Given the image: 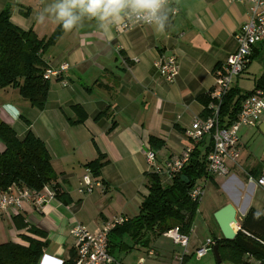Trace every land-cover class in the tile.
<instances>
[{
  "label": "crops",
  "instance_id": "1",
  "mask_svg": "<svg viewBox=\"0 0 264 264\" xmlns=\"http://www.w3.org/2000/svg\"><path fill=\"white\" fill-rule=\"evenodd\" d=\"M54 2L0 0V12L11 6L10 21L14 26L33 31L40 39L58 33L42 55L47 68L68 65L60 77L49 81L47 101L41 111L23 101L18 90L0 89V123L12 127L20 140L32 132L43 142L57 175L56 185L69 199L65 204L54 198L41 213L25 202L20 217L0 216V244L28 246L25 237L47 243L39 264L70 260L74 244L69 231L77 225L93 232L116 220L132 221L139 215L148 196L145 174L150 169L144 150L150 148V137L163 141L160 149L150 148L160 167L193 147L187 131L195 119L203 118L208 106L198 98L210 95L215 71L236 50L235 36L247 22L251 7L248 0H172L166 6L168 20L163 31L153 24L126 31L119 28L120 24H113L105 30L97 18L86 15L71 30H65L45 11ZM41 14L42 22L38 19ZM262 48L264 45L256 46L251 56H258ZM165 55L177 58L178 74L171 83L159 75L156 67L158 59ZM252 59L244 73L235 78L231 90L244 91L240 82ZM81 115L85 116L83 122L74 124ZM249 129L252 128L239 130V151ZM209 147L205 138L200 150L204 153ZM3 150L0 141V153ZM99 156L104 164L99 176L94 177L85 165ZM262 165L241 159L240 153L236 164H227V176H209L195 183L214 189L217 201L210 209L204 208L209 214L200 210L202 200L198 204L185 257L169 238L144 229L137 238L121 229L114 231L109 237L111 255L118 264H138L139 260L143 264H190L192 260L210 264L208 252L201 258L195 252L205 240L222 237L213 218L215 212L232 204L239 226L251 208L264 215V199L257 196V187L245 186L234 176V172L241 173L247 184V177H258ZM87 173L93 183L99 184L89 194L82 185ZM257 189L264 196V191ZM254 195L251 202L249 196ZM199 212L204 214V225L216 229L215 234L200 233V227H196ZM130 227L133 232L134 226ZM29 228L46 238L32 234Z\"/></svg>",
  "mask_w": 264,
  "mask_h": 264
},
{
  "label": "trees",
  "instance_id": "2",
  "mask_svg": "<svg viewBox=\"0 0 264 264\" xmlns=\"http://www.w3.org/2000/svg\"><path fill=\"white\" fill-rule=\"evenodd\" d=\"M11 14V6H6L0 12V89L18 90L23 101L31 108L41 111L45 107L49 92V81L43 78L47 65L42 55L53 45L58 33L48 39H40L33 31L14 26L10 21ZM255 90L264 91V72L255 81L252 91L241 92L234 88L225 96L219 111L221 127H229L235 122L242 102ZM198 100L205 106L210 102L209 96H200ZM207 115L208 112H205L203 118ZM84 119L85 116L81 115L74 124L82 123ZM0 141L4 145V150L0 153V194L7 193L12 187L36 191L49 187L55 198L65 204L69 203L67 195L61 193L56 185L57 175L51 166L48 150L32 132H28L20 140L12 127L0 123ZM202 142L193 145L188 164L166 183L163 177L154 172L145 174L148 196L140 206L139 215L132 221H124L115 226L109 237L118 229L122 233L129 232L133 238H137L143 229L161 235L178 226L181 233L189 232L198 209V202L191 200L189 192L198 180L206 177L208 179L206 157L211 150V144L202 153ZM149 144L151 149L158 150L163 146V141L150 137ZM102 159L99 156L85 165L94 177L99 176L104 164ZM181 176H185L189 184L183 183ZM13 217H20V213ZM130 226H134L133 232L129 231ZM29 231L42 239L46 238L42 232L32 228ZM24 239L28 246L11 242L0 244V264H39L47 243L28 237ZM212 240L218 248L222 262L264 264V215L251 208L242 217L240 230L233 240L228 241L222 237ZM74 259L75 253L72 251L70 260L63 264H72Z\"/></svg>",
  "mask_w": 264,
  "mask_h": 264
},
{
  "label": "built area",
  "instance_id": "3",
  "mask_svg": "<svg viewBox=\"0 0 264 264\" xmlns=\"http://www.w3.org/2000/svg\"><path fill=\"white\" fill-rule=\"evenodd\" d=\"M172 0H168L170 4ZM230 2H243L245 0H229ZM251 4L250 15L247 22L236 34L237 48L229 55L223 67L215 71V85L209 95L210 102L207 106L209 114L205 118H197L187 131V137L193 145L199 144L208 138L211 150L206 157L207 176H227V164H236L240 158L239 151V130L243 127L257 128L264 119V91L255 90L241 104V109L229 127H221L219 123L220 106L225 96L231 90L235 78L244 73L253 49L258 45H264V0H248ZM176 11H173V14ZM144 22H133L126 17L120 24L121 30H129L140 26H150ZM159 75L171 83L178 74L177 58L173 55L161 56L156 64ZM68 65L63 64L58 69L47 68L43 78L50 81L60 77L61 73L67 71ZM147 165L151 172L164 178L166 183L172 176L179 174L188 164L192 147L186 148L180 157L166 161L162 167L156 164L154 152L147 146L144 150ZM205 179V178H204ZM203 179V180H204ZM207 179V177H206ZM82 185L86 193H92L94 186L90 174L82 178ZM247 185L260 188L264 191V165L261 166L258 177H247ZM204 196V187L194 185L189 192L192 201L201 202ZM55 198L54 192L49 187L40 191L27 188L12 187L7 193L0 194V216H15L20 213L25 202L30 203L36 212L41 213L46 204ZM124 219L116 220L91 232L81 225L70 229L69 235L73 240L75 259L72 264H118L110 254L109 233L117 225L124 222ZM178 226L163 233L175 245L182 249V254H188L190 235L193 226L187 234L180 232ZM214 241L205 240L204 244L195 252L197 258L203 257L209 250H212ZM138 264H143L139 260ZM259 264V263H257Z\"/></svg>",
  "mask_w": 264,
  "mask_h": 264
},
{
  "label": "clouds",
  "instance_id": "4",
  "mask_svg": "<svg viewBox=\"0 0 264 264\" xmlns=\"http://www.w3.org/2000/svg\"><path fill=\"white\" fill-rule=\"evenodd\" d=\"M167 3L168 0H55L45 11L61 22L65 30H71L86 15L97 18L105 30L121 24L126 17L133 22L153 24L163 31L168 20ZM38 19L42 22L44 15Z\"/></svg>",
  "mask_w": 264,
  "mask_h": 264
},
{
  "label": "rangeland",
  "instance_id": "5",
  "mask_svg": "<svg viewBox=\"0 0 264 264\" xmlns=\"http://www.w3.org/2000/svg\"><path fill=\"white\" fill-rule=\"evenodd\" d=\"M262 69H264V48H262L260 50V53L258 54V56H256L255 58L252 59L247 74L244 75V78L240 82V88L242 90H244L243 92L250 91L254 87V81H255V79H257L261 75ZM246 133H247V135H246L245 139L242 140V145H241V151H240L241 159H247V160L249 159V161L253 165H260V164L264 163V134L259 132L258 129H249L245 132V134ZM247 156H248V158H246ZM234 176L242 184H244L245 186L247 185L246 180L242 176L241 173L234 172ZM208 186L209 185H207L206 188H204V196L201 199L202 202L199 204L200 210H201V208H202V210L204 208L210 209V207H212V205L215 204L217 201V196L212 191L214 189H211V187L208 188ZM224 191H225V193L230 194L228 192V190L224 189ZM231 192L235 193L233 188H231ZM256 194L260 199H264V196L260 195V192L258 191L257 188H256ZM249 197H250V201L252 202L254 200L255 195L252 197L251 196H249ZM205 209H204L203 213L208 212V214H209L210 212L205 210ZM203 215H201L200 212L198 213L196 227L197 228H198V226L200 227L198 230L200 231L201 234H206L207 236H211V234H215L216 229L213 227L208 228L207 226L204 225L205 220H204ZM237 218H238V220H240L239 217H237ZM173 247L176 249L177 248L179 249V247H177V246L176 247L173 246ZM206 256H208V259L210 260V264H217L212 250H209ZM190 264H197V263H195V261L192 260ZM221 264H224V262ZM225 264H227V263H225Z\"/></svg>",
  "mask_w": 264,
  "mask_h": 264
},
{
  "label": "water",
  "instance_id": "6",
  "mask_svg": "<svg viewBox=\"0 0 264 264\" xmlns=\"http://www.w3.org/2000/svg\"><path fill=\"white\" fill-rule=\"evenodd\" d=\"M259 131L264 134V122L259 127ZM181 181L185 184H189V181L185 176H181ZM213 218L220 230L222 238L231 241L235 238L240 230L239 220L237 218V210L232 204H228L214 213ZM212 252L217 263H220V257L217 246H213Z\"/></svg>",
  "mask_w": 264,
  "mask_h": 264
}]
</instances>
